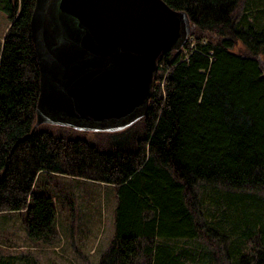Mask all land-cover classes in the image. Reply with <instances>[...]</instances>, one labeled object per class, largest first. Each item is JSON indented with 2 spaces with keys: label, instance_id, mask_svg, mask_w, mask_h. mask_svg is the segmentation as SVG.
Listing matches in <instances>:
<instances>
[{
  "label": "trees",
  "instance_id": "obj_1",
  "mask_svg": "<svg viewBox=\"0 0 264 264\" xmlns=\"http://www.w3.org/2000/svg\"><path fill=\"white\" fill-rule=\"evenodd\" d=\"M164 1L187 20L157 59L149 98L132 121L88 131L56 115L33 129L35 0H0L9 22L0 43V212H22L27 237L49 242L55 206L34 190L37 175L84 178L115 187L114 235L99 264H195L201 251L175 241L199 237L213 246L209 264H219L220 241L229 264H264V197L253 191L264 190V0Z\"/></svg>",
  "mask_w": 264,
  "mask_h": 264
},
{
  "label": "water",
  "instance_id": "obj_2",
  "mask_svg": "<svg viewBox=\"0 0 264 264\" xmlns=\"http://www.w3.org/2000/svg\"><path fill=\"white\" fill-rule=\"evenodd\" d=\"M186 20L164 0H35L33 129L46 115L101 127L132 121L151 94L159 55L177 44Z\"/></svg>",
  "mask_w": 264,
  "mask_h": 264
},
{
  "label": "rangeland",
  "instance_id": "obj_3",
  "mask_svg": "<svg viewBox=\"0 0 264 264\" xmlns=\"http://www.w3.org/2000/svg\"><path fill=\"white\" fill-rule=\"evenodd\" d=\"M8 24L6 15L0 11V43ZM232 50L240 51L242 47L236 45ZM88 126L96 128L85 122L77 128L91 131ZM33 188L53 197L56 234L49 242L30 240L23 226L22 212H0V264L6 261L20 264L25 257L40 264H99L115 230L114 185L40 172ZM208 191L207 186H202L199 195L206 196ZM253 191L264 197V190ZM175 243L199 249L201 253L195 264H209V251L213 246L205 238L179 239ZM224 243H219V264H229Z\"/></svg>",
  "mask_w": 264,
  "mask_h": 264
}]
</instances>
